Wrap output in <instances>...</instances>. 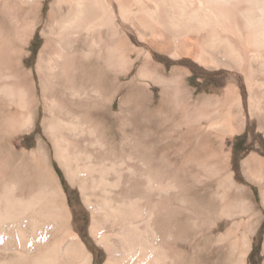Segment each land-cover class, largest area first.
<instances>
[{"label":"bare ground","instance_id":"6f19581e","mask_svg":"<svg viewBox=\"0 0 264 264\" xmlns=\"http://www.w3.org/2000/svg\"><path fill=\"white\" fill-rule=\"evenodd\" d=\"M46 1L0 0V15L15 11L21 39L14 65L8 70L0 66V108L7 104L14 114L15 131L5 134L8 145L14 144L13 134L32 127L35 104L46 107L51 93L49 89L37 96L34 79L22 67L26 40L42 20L44 44L36 65L40 82L68 64L95 76L99 97L112 96L137 69L127 83L133 102L150 108L149 90L157 83L162 107L175 101L184 112L204 109L196 122L204 139L223 142L248 126H255V137L264 138V0H53L42 19ZM188 62L222 69L220 91L194 98L185 82L191 78L189 69L179 65ZM78 131L74 122L56 118L46 134L70 172V182L83 184L92 211L90 234L108 251L105 264H223L211 225L191 229L177 218L167 229L161 226L165 208H180L177 200L164 205L163 199L179 191L176 183L151 176L143 155L137 154L135 163L128 164L94 160L90 153L82 156L87 159L82 163V154H72L73 170L72 155L62 142L65 134ZM37 150L47 163L41 143ZM256 151L264 152L263 146ZM20 185L9 178L0 181V264H90L91 254L73 231L58 188L44 185L33 190ZM183 232L189 234L184 240Z\"/></svg>","mask_w":264,"mask_h":264},{"label":"rangeland","instance_id":"374dc122","mask_svg":"<svg viewBox=\"0 0 264 264\" xmlns=\"http://www.w3.org/2000/svg\"><path fill=\"white\" fill-rule=\"evenodd\" d=\"M51 1L53 0L44 2L40 16L42 19L46 16ZM42 21L26 40L24 54L27 58L22 62V67L30 72L32 81L34 79L32 83L37 96L49 89L51 93L47 96L46 107L40 103L35 104L32 127L26 132L13 134V145H8L7 136L12 130L15 131L11 124L14 114L7 104V109L0 108V181L9 178L17 182L18 186L21 184V189L36 190L44 185L58 188L70 214L73 231L91 254L90 264H105L108 251L97 244L90 234L92 211L83 196V184L78 183L79 181L70 182V172L67 173L62 157L56 155L54 143L46 134L56 118L70 124L74 122L79 130L78 134L72 135L75 137L65 134L62 144L69 150L68 154L71 153L69 155L82 154V163L87 160L84 157L89 153L94 160H123L128 164L135 163L137 154L143 155L153 174L151 176L177 184L178 194L166 195L163 203L168 205L177 200L180 208L167 210L164 207L165 210L160 215L164 229L177 218H180L183 226H190L191 229L211 225L214 229L212 235L215 250L222 252L223 264H236L237 261V264H264V226L260 229L264 221V152L256 151L259 146L264 149V138L252 134L256 132L255 126L235 132L223 142L204 139L196 129L197 119L204 109L196 107L193 111L188 109L184 112L183 107L175 101H170L168 107H162L159 84L153 83L150 87V108L130 99L127 83L137 69L121 81V90L112 96H103L105 98L98 95L95 76L71 69L68 64L56 69L50 77L46 76L40 82L36 65L44 44ZM15 25V11L7 16L0 15L2 70L11 68L16 60L21 39L17 35L18 25ZM173 65L174 62L169 63L167 70ZM179 65L189 69L191 78L185 82L194 98L220 91L219 83L224 73L222 69H205L197 63L189 62ZM43 118L46 119L45 124L42 123ZM235 140L238 142L237 149L233 145ZM40 143L46 149L49 159L47 163L37 152ZM241 148L244 150H240ZM131 154L133 160H130ZM70 160L74 164H71L74 170L76 160L73 155ZM132 191H135L133 186ZM90 196L94 203L95 197ZM188 214H191L192 219L186 217ZM183 234V240L189 236L184 232Z\"/></svg>","mask_w":264,"mask_h":264},{"label":"trees","instance_id":"16d2710c","mask_svg":"<svg viewBox=\"0 0 264 264\" xmlns=\"http://www.w3.org/2000/svg\"><path fill=\"white\" fill-rule=\"evenodd\" d=\"M237 143H238V142H237V140H235V141H234V144H233L235 149H237ZM240 150H242V151H243V150H244V148H241ZM263 226H264V221L262 222L260 229H262V228H263Z\"/></svg>","mask_w":264,"mask_h":264}]
</instances>
